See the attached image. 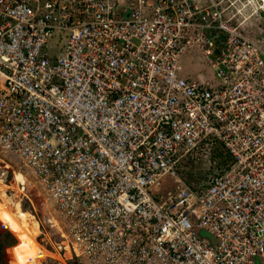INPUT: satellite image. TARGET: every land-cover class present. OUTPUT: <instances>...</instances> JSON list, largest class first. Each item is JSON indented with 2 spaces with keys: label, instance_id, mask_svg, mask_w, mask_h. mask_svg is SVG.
I'll use <instances>...</instances> for the list:
<instances>
[{
  "label": "built area",
  "instance_id": "built-area-1",
  "mask_svg": "<svg viewBox=\"0 0 264 264\" xmlns=\"http://www.w3.org/2000/svg\"><path fill=\"white\" fill-rule=\"evenodd\" d=\"M0 151L52 202L61 264H264V5L0 0Z\"/></svg>",
  "mask_w": 264,
  "mask_h": 264
},
{
  "label": "rangeland",
  "instance_id": "rangeland-1",
  "mask_svg": "<svg viewBox=\"0 0 264 264\" xmlns=\"http://www.w3.org/2000/svg\"><path fill=\"white\" fill-rule=\"evenodd\" d=\"M260 15H262L260 11L256 14H253L252 10L244 15L247 19L245 24H247V30L249 32L255 34L259 33L258 29L262 28L263 22L260 18ZM181 70L183 76L185 74L186 78H190L193 80L202 78L206 81H210L211 77L213 78L212 71L210 70L206 62L202 60V58H200V55L198 53L187 52L181 60ZM217 150H219L218 145L213 147L211 151L207 149L200 150L198 153L199 160H196L194 163L190 164L192 169L189 170L188 173H182V175L180 174V178L184 182H186L185 180L188 179L189 176H192V178H194L195 176L193 167H195V169L200 168L201 164L204 161H208L209 159H212L214 157L215 151ZM221 167H223V165H221ZM16 173H21L24 178L21 179L20 183H25V190L23 192L25 196H21L19 193H17L16 185L13 184V178ZM0 191V203L5 205L11 212L15 213L18 210L16 205H19V211L23 215L21 221L27 226L26 229L31 231L37 245L42 248L43 251H45L44 258L40 259V264H61L59 261L61 257H59L55 252L52 253L53 250L49 245L48 237L44 235L47 233L52 243L54 244L59 242V236L57 235L56 230L50 227V223L48 221L52 218L56 219L52 202L49 201L44 189L37 183L30 172L22 167L20 161L16 157L1 151ZM15 198H17V200H15ZM0 226L5 228L1 224ZM206 238H209L208 235H206ZM15 239L18 244V238L15 237ZM11 249L12 248L6 250L8 264H13L11 258Z\"/></svg>",
  "mask_w": 264,
  "mask_h": 264
},
{
  "label": "bare ground",
  "instance_id": "bare-ground-1",
  "mask_svg": "<svg viewBox=\"0 0 264 264\" xmlns=\"http://www.w3.org/2000/svg\"><path fill=\"white\" fill-rule=\"evenodd\" d=\"M259 1L264 5V0ZM14 176L16 182L24 179L21 173H16ZM16 207L18 210L15 213L0 203V224L19 240V243L11 249L12 263L40 264V259L44 258L45 251L37 245L31 231L26 229L27 226L21 221L23 215L19 211V205H16Z\"/></svg>",
  "mask_w": 264,
  "mask_h": 264
},
{
  "label": "trees",
  "instance_id": "trees-1",
  "mask_svg": "<svg viewBox=\"0 0 264 264\" xmlns=\"http://www.w3.org/2000/svg\"><path fill=\"white\" fill-rule=\"evenodd\" d=\"M199 158V155L197 156V158H190L186 161L183 162V171L181 172L185 174L188 173L189 170L192 169V167L190 166V164L194 163L196 161V159ZM214 159L216 161H218L216 163V167L217 168H222L221 165H223V167H225L226 165L229 164L230 159L228 157V155L222 150L221 147H219V150L215 151L214 154ZM193 171H194V178H192V176L186 177L188 179H186L185 181L194 189L199 190L203 187V181H205L206 175L207 173L198 170V168L195 169V167H193ZM191 177V178H190ZM17 244V241L15 239V237L5 228L0 226V264H8V260L6 257V250L9 248H12L13 246H15ZM71 264H78L77 262H73Z\"/></svg>",
  "mask_w": 264,
  "mask_h": 264
},
{
  "label": "water",
  "instance_id": "water-1",
  "mask_svg": "<svg viewBox=\"0 0 264 264\" xmlns=\"http://www.w3.org/2000/svg\"><path fill=\"white\" fill-rule=\"evenodd\" d=\"M15 200H17V198H15Z\"/></svg>",
  "mask_w": 264,
  "mask_h": 264
},
{
  "label": "crops",
  "instance_id": "crops-1",
  "mask_svg": "<svg viewBox=\"0 0 264 264\" xmlns=\"http://www.w3.org/2000/svg\"><path fill=\"white\" fill-rule=\"evenodd\" d=\"M184 76H185V74H184Z\"/></svg>",
  "mask_w": 264,
  "mask_h": 264
}]
</instances>
